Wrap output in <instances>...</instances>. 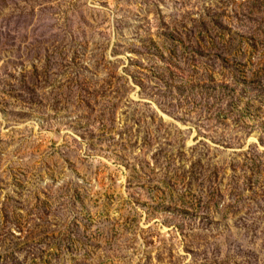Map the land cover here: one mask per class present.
Returning a JSON list of instances; mask_svg holds the SVG:
<instances>
[{"label":"rangeland","instance_id":"1","mask_svg":"<svg viewBox=\"0 0 264 264\" xmlns=\"http://www.w3.org/2000/svg\"><path fill=\"white\" fill-rule=\"evenodd\" d=\"M0 264H264V0H0Z\"/></svg>","mask_w":264,"mask_h":264}]
</instances>
